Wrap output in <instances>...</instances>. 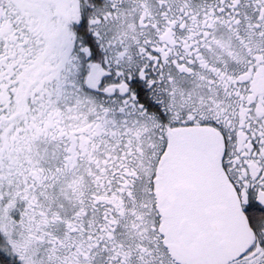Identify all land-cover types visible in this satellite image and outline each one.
<instances>
[{"label":"snow or ice","instance_id":"6c2138e0","mask_svg":"<svg viewBox=\"0 0 264 264\" xmlns=\"http://www.w3.org/2000/svg\"><path fill=\"white\" fill-rule=\"evenodd\" d=\"M0 264H264V0H0Z\"/></svg>","mask_w":264,"mask_h":264}]
</instances>
